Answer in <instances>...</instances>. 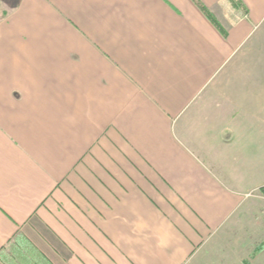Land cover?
I'll return each instance as SVG.
<instances>
[{"label": "crops", "instance_id": "0c3cea01", "mask_svg": "<svg viewBox=\"0 0 264 264\" xmlns=\"http://www.w3.org/2000/svg\"><path fill=\"white\" fill-rule=\"evenodd\" d=\"M263 32L264 0H0V264H255Z\"/></svg>", "mask_w": 264, "mask_h": 264}, {"label": "rangeland", "instance_id": "374dc122", "mask_svg": "<svg viewBox=\"0 0 264 264\" xmlns=\"http://www.w3.org/2000/svg\"><path fill=\"white\" fill-rule=\"evenodd\" d=\"M257 40L260 44L259 45L260 47H257L253 50H250L248 55L253 56V57H263L264 58V32L259 35ZM259 207H261V208L258 210V212L260 211L258 221H259V224H261V226H263V231H264V201H263L262 205H260ZM262 248H263L262 253L260 255L256 256V258L254 260L255 264H264V246Z\"/></svg>", "mask_w": 264, "mask_h": 264}, {"label": "trees", "instance_id": "16d2710c", "mask_svg": "<svg viewBox=\"0 0 264 264\" xmlns=\"http://www.w3.org/2000/svg\"><path fill=\"white\" fill-rule=\"evenodd\" d=\"M233 2H235L236 0H232Z\"/></svg>", "mask_w": 264, "mask_h": 264}]
</instances>
